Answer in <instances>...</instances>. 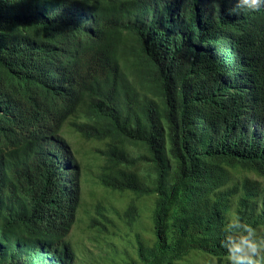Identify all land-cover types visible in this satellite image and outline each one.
<instances>
[{"label":"trees","instance_id":"16d2710c","mask_svg":"<svg viewBox=\"0 0 264 264\" xmlns=\"http://www.w3.org/2000/svg\"><path fill=\"white\" fill-rule=\"evenodd\" d=\"M237 3L0 0V264H79L68 132L129 226L155 197L113 264H226L231 213L264 235V9Z\"/></svg>","mask_w":264,"mask_h":264},{"label":"rangeland","instance_id":"374dc122","mask_svg":"<svg viewBox=\"0 0 264 264\" xmlns=\"http://www.w3.org/2000/svg\"><path fill=\"white\" fill-rule=\"evenodd\" d=\"M66 137L81 164V207L78 220L66 238L74 246L78 263L113 264V250L124 251L122 256L128 258L122 246L124 240L135 239L137 233L146 238L151 236L155 197L140 202L143 206L141 216L129 226L127 196L120 197L99 183L106 143L88 140L77 132H68Z\"/></svg>","mask_w":264,"mask_h":264},{"label":"clouds","instance_id":"9594fccd","mask_svg":"<svg viewBox=\"0 0 264 264\" xmlns=\"http://www.w3.org/2000/svg\"><path fill=\"white\" fill-rule=\"evenodd\" d=\"M237 8L257 12L264 9V0H238ZM221 232L220 246L226 254V264H264V235L251 223L231 213Z\"/></svg>","mask_w":264,"mask_h":264}]
</instances>
